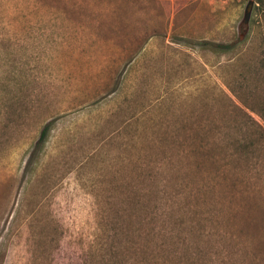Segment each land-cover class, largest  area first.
I'll return each instance as SVG.
<instances>
[{
	"label": "rangeland",
	"instance_id": "obj_1",
	"mask_svg": "<svg viewBox=\"0 0 264 264\" xmlns=\"http://www.w3.org/2000/svg\"><path fill=\"white\" fill-rule=\"evenodd\" d=\"M0 264H264V0H0Z\"/></svg>",
	"mask_w": 264,
	"mask_h": 264
},
{
	"label": "trees",
	"instance_id": "obj_2",
	"mask_svg": "<svg viewBox=\"0 0 264 264\" xmlns=\"http://www.w3.org/2000/svg\"><path fill=\"white\" fill-rule=\"evenodd\" d=\"M202 44H205L204 46L208 45V43H202ZM211 46H213L214 44H209ZM234 44L233 43H225V44H215L213 49L214 50H217V51H220V52H228L230 51L232 48H233ZM50 129V123L46 124L42 131H41V134H40V140H43L46 135H47V132L49 131Z\"/></svg>",
	"mask_w": 264,
	"mask_h": 264
}]
</instances>
